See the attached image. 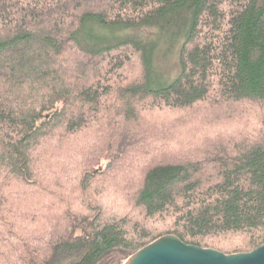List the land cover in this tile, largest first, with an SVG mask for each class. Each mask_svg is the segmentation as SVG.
Segmentation results:
<instances>
[{"label":"trees","instance_id":"1","mask_svg":"<svg viewBox=\"0 0 264 264\" xmlns=\"http://www.w3.org/2000/svg\"><path fill=\"white\" fill-rule=\"evenodd\" d=\"M184 29L154 85V41ZM264 243V0H0V264ZM122 264V263H121Z\"/></svg>","mask_w":264,"mask_h":264},{"label":"rangeland","instance_id":"2","mask_svg":"<svg viewBox=\"0 0 264 264\" xmlns=\"http://www.w3.org/2000/svg\"><path fill=\"white\" fill-rule=\"evenodd\" d=\"M123 37H140L154 41L152 54V80L154 85L170 83L180 72L179 55L184 40V29L163 32L154 25L141 27H104L95 19H88L81 30V41L86 46L100 47ZM123 264L117 254L110 255L98 264Z\"/></svg>","mask_w":264,"mask_h":264},{"label":"water","instance_id":"3","mask_svg":"<svg viewBox=\"0 0 264 264\" xmlns=\"http://www.w3.org/2000/svg\"><path fill=\"white\" fill-rule=\"evenodd\" d=\"M123 264H264V243L251 251L226 254L168 234L136 251Z\"/></svg>","mask_w":264,"mask_h":264}]
</instances>
